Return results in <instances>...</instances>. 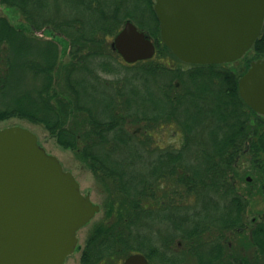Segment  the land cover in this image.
Segmentation results:
<instances>
[{
    "label": "trees",
    "instance_id": "trees-1",
    "mask_svg": "<svg viewBox=\"0 0 264 264\" xmlns=\"http://www.w3.org/2000/svg\"><path fill=\"white\" fill-rule=\"evenodd\" d=\"M0 4L27 24L0 15V122L40 125L93 175L104 197L90 234L110 237L112 247L122 236L144 253L178 238L197 247L201 264H226L228 231L248 227L243 244L260 256L239 263L264 264V214L254 225L247 218L252 195L264 197V116L237 87L250 62L264 60V22L235 72L179 60L160 38L154 0ZM125 20L153 40L152 58L126 63L110 48ZM170 126L182 141L161 146L154 131ZM242 158L257 173L245 192Z\"/></svg>",
    "mask_w": 264,
    "mask_h": 264
},
{
    "label": "water",
    "instance_id": "water-1",
    "mask_svg": "<svg viewBox=\"0 0 264 264\" xmlns=\"http://www.w3.org/2000/svg\"><path fill=\"white\" fill-rule=\"evenodd\" d=\"M153 9L162 42L190 64L241 58L264 22V0H155ZM111 47L126 63L155 54L154 42L131 20ZM237 87L244 103L264 116V60L251 62ZM99 209L35 133L19 125L0 128V264H62L75 248L77 231ZM124 264L147 261L131 254Z\"/></svg>",
    "mask_w": 264,
    "mask_h": 264
},
{
    "label": "flooded vegetation",
    "instance_id": "flooded-vegetation-1",
    "mask_svg": "<svg viewBox=\"0 0 264 264\" xmlns=\"http://www.w3.org/2000/svg\"><path fill=\"white\" fill-rule=\"evenodd\" d=\"M251 221L253 225L256 223L255 218H252ZM245 229V233L241 235H236L234 229L228 231V238L226 240L228 248L226 264H235V260L237 264H240L239 261L242 256L247 259L260 256V254H257V250L254 247L252 250H249L246 244H243L248 240L250 241L249 228L246 227ZM89 231L82 239L76 234L77 242L75 248L72 253L64 258L62 264H124L127 257L131 254L143 255L147 264H201L197 261V247L196 250L192 252L190 251V246H187L178 238L169 241H153L145 245L146 248L151 250V253H144L143 251H138L137 243H123L124 237L122 236L116 237L117 242L114 247H112V245L106 241L110 237L92 235ZM237 231L240 232L241 230ZM111 248H114V250H111ZM239 254L241 256H239Z\"/></svg>",
    "mask_w": 264,
    "mask_h": 264
},
{
    "label": "rangeland",
    "instance_id": "rangeland-1",
    "mask_svg": "<svg viewBox=\"0 0 264 264\" xmlns=\"http://www.w3.org/2000/svg\"><path fill=\"white\" fill-rule=\"evenodd\" d=\"M0 15L7 17L8 20L11 23L15 24L16 26H19L24 30H27V24L24 21L22 15H20L18 12L7 9L2 4H0ZM35 35L43 38H49L45 36L42 30L36 31ZM112 39L113 37L109 39L110 40L109 46L111 49H112L111 47ZM226 66H228V68H230L232 71L235 72H239L240 70H242V64L240 61L227 63ZM12 125H19L26 127L29 130H31L33 133H35L39 145H41L46 150L47 153L54 155L59 160L65 171H69L73 174V176L79 183L82 194L84 195L88 194L93 203L100 205V211L97 214H95V216L88 224H86L85 226L79 229L77 234L80 237V239H82L90 230L92 225L95 224L99 220V218H101V216L103 215V209L101 204L104 196H103V192L98 187L95 179L93 178V175L80 164V162L76 159V157L70 150L63 149L60 146H58L55 143L54 139L51 138L48 132L40 125L32 124L26 120H22L18 118H10L0 122V128L12 126ZM154 135L156 138V142L161 146H166V145L178 146L182 141L181 135L175 132L173 126L163 127L159 129L157 128L154 131ZM239 171L241 173L243 181H240L238 190H241V192H245L246 190L248 191L249 189H247L244 186V183L246 185V183H251L255 181V177L257 173L254 172L253 170L252 171L250 170L249 161L247 158L241 159L239 163ZM255 194L256 193L252 195L249 201L248 213H247V218L249 220H252V218L255 217L259 219L258 217L264 214V197H260ZM169 229L170 228L166 230V233H171Z\"/></svg>",
    "mask_w": 264,
    "mask_h": 264
}]
</instances>
